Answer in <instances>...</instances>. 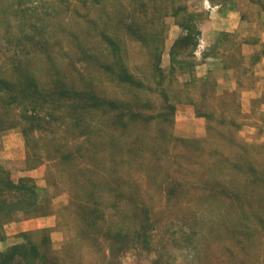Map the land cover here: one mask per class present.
Masks as SVG:
<instances>
[{
	"label": "rangeland",
	"instance_id": "obj_1",
	"mask_svg": "<svg viewBox=\"0 0 264 264\" xmlns=\"http://www.w3.org/2000/svg\"><path fill=\"white\" fill-rule=\"evenodd\" d=\"M204 1L0 0V142L19 131L27 148L0 184L35 169L18 182L56 214L30 236H50L47 264H264V0L206 51L234 66L228 88L195 76ZM192 100L205 128L178 135Z\"/></svg>",
	"mask_w": 264,
	"mask_h": 264
},
{
	"label": "crops",
	"instance_id": "obj_2",
	"mask_svg": "<svg viewBox=\"0 0 264 264\" xmlns=\"http://www.w3.org/2000/svg\"><path fill=\"white\" fill-rule=\"evenodd\" d=\"M247 2H249V0L204 1L205 7L208 9V17L199 24L198 28L200 31V44L197 49V57L199 58V61L195 66V76L213 79L214 83H218V88H221L222 86H224V88L230 87L231 84H226L231 82V76L229 80V75L233 71L234 66L228 64L227 56L223 54V50L222 52L216 51L215 53H206V51L207 49H210L213 44H215L218 39L217 37L221 33H228L231 37H236L238 32L241 31V26L244 25L245 8L243 5ZM247 8H249V6H247ZM221 40H218V44L222 45L223 42ZM252 43L254 42L249 40H247V42L243 40L241 43L243 44V49L245 50L243 52V56L245 60L248 59L249 61L243 64L249 67L253 64L252 62H255L254 66L258 65V61L254 59L257 46ZM262 62H264V58ZM247 71L249 70L247 69ZM250 72L252 73V71ZM255 73L258 72L255 71ZM244 74L249 75L246 73V70L242 72V76H245ZM233 82V84H236V88L238 82ZM219 91L221 92L220 89ZM254 91H256V89ZM256 97L257 96L254 95V98ZM194 104H196L195 100H192V103H180L177 105L179 117H177L176 133L178 135H196L201 133V131L205 128L206 118L203 115L202 117L199 116ZM184 121H187L185 125H183ZM199 125L203 128L198 129ZM11 161H18L21 163L27 161L25 138L19 131L6 134L2 137L0 142V163L4 165L5 163ZM33 170L35 169L27 170L25 171V174L32 173V175H34ZM9 171L11 172V178L15 182H18L21 176H25L22 168L11 169L9 167ZM36 214L37 213L35 211L31 212L23 209L13 212L9 223L4 225L3 229L0 231V252H14L13 248L19 244L36 245L43 254V264H47L44 259V254H47L46 251L51 243L50 236L47 240L46 237L44 238L43 245L42 242L39 244L37 242H33L30 239V236L33 232H40L49 228H54V226H56L57 218L54 212ZM49 264H63V262L58 258L55 262H50Z\"/></svg>",
	"mask_w": 264,
	"mask_h": 264
},
{
	"label": "trees",
	"instance_id": "obj_3",
	"mask_svg": "<svg viewBox=\"0 0 264 264\" xmlns=\"http://www.w3.org/2000/svg\"><path fill=\"white\" fill-rule=\"evenodd\" d=\"M120 79L123 81L131 80V73L129 72H120L117 75ZM0 83L3 84V82L0 80ZM8 85V83H5V86ZM8 87V86H6ZM9 88V87H8ZM93 94V93H92ZM100 98L97 94L95 95L94 99L97 100ZM103 101L97 100V102H100L101 104L106 103H115L113 101L108 102L107 98H103ZM26 181V178L21 180L20 182L13 181L10 177L2 178L1 184H0V192L4 194H12L16 193L18 196L17 199H5L0 202V221L9 220V218L12 217L13 212L16 210L23 209L25 211H38L41 212V207L39 206V200H38V193L34 185L30 183H24L23 181ZM27 193V194H25ZM15 196V194H13ZM92 212V211H90ZM93 213V212H92ZM15 252H11V258L9 260V263L13 261V259H16L18 255H21L24 253V255L27 258L26 264H35V258L39 256L41 253L40 249L36 245H30L26 246L24 244L16 245L14 248ZM20 252V254H18ZM3 254V252H0ZM24 259V258H23ZM3 261V260H1ZM24 262V261H23Z\"/></svg>",
	"mask_w": 264,
	"mask_h": 264
}]
</instances>
